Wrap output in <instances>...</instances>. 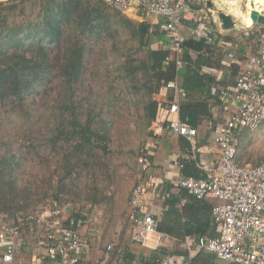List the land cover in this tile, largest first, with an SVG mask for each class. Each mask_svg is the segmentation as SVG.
<instances>
[{
	"label": "rangeland",
	"instance_id": "rangeland-1",
	"mask_svg": "<svg viewBox=\"0 0 264 264\" xmlns=\"http://www.w3.org/2000/svg\"><path fill=\"white\" fill-rule=\"evenodd\" d=\"M47 2L0 0V59L17 48L44 60L43 48L51 61L47 81L41 85L38 79L34 84L37 93L25 94L21 103L16 97L0 103V161L9 162L7 175L28 196L27 202L21 197L17 214H0L23 231L38 228L40 234L42 213L74 208L86 214L100 211L107 230L116 226L123 234L129 226L126 210L138 181L139 156L153 128V96L143 85V73L132 80L127 77V66L132 60L142 61L146 51L130 29L120 25L116 14L109 26L95 24L93 33L66 26L58 48L43 31L38 33ZM241 3L246 9L247 0ZM13 30H20V47L13 40ZM31 31L35 38L27 37ZM77 49L84 54L85 76L73 85L55 68L66 59H75ZM71 103L77 109L75 116ZM74 117L104 134L106 140L82 147L69 124ZM63 120L66 123L61 126ZM247 130L240 136L239 159L256 165L264 161V123Z\"/></svg>",
	"mask_w": 264,
	"mask_h": 264
},
{
	"label": "crops",
	"instance_id": "crops-1",
	"mask_svg": "<svg viewBox=\"0 0 264 264\" xmlns=\"http://www.w3.org/2000/svg\"><path fill=\"white\" fill-rule=\"evenodd\" d=\"M223 1L185 0V8L181 14L182 35L187 40L200 41L193 38L192 32L207 23L217 29L218 42L214 45L205 43L207 48L199 51L186 49L189 61L184 63L183 67H177L179 72L173 80L185 88L186 96L176 97L175 91L161 89L152 97V102L156 104L155 118L152 117V112L150 116L153 127L156 123H168L175 118L167 108L169 102L175 101L180 109L178 118L182 119L183 114L190 113L191 120L198 129L197 152H193L185 138L169 131L160 136H154L152 131L143 144L141 154H146L147 171L142 174L141 166L138 170V178L143 175L147 184L143 210L152 211L161 230L166 233L167 240L164 246L158 250H151L133 244L129 226L123 234L120 233L123 229L118 230L116 226L114 230H107L108 224L103 212L100 211L93 214L80 212L78 208L68 212L53 211L55 218L65 226L67 221L76 220V229L88 240L83 252L86 264H98L104 255L105 246L110 243L115 247L111 264H122L117 256L120 250L127 253L123 264H190V259L201 252L196 248V240L201 236L219 235V227L211 217V208L218 200L210 197L199 200L181 188L177 182L183 177H200L202 175L198 168L200 163L212 166L218 161L219 155L214 148V138L224 129L230 114L239 106L237 100L228 96L225 105L228 109H226L220 100V95L224 91L229 95L235 92L236 80L242 67L240 64L247 55L257 51L255 36L252 37L249 27L241 25L229 8L230 4ZM137 3H132V10L124 15L134 23H146L150 26L148 36H150L151 48L170 49V37L165 30L164 20L143 12ZM221 12L230 14L238 25L236 24L232 29H224L219 17ZM229 51H233L239 58V65L229 64L227 59ZM245 130L240 132L239 140ZM240 143L241 140L239 147ZM239 162L244 163L240 159ZM178 163H183L184 167L181 169ZM131 191L127 203V218ZM37 230L38 228H28L23 231L21 254L23 251L25 255L20 254L23 264L40 263L37 259L43 251L37 246L36 241L39 236ZM206 253L215 256L210 252ZM215 263L226 264L217 258Z\"/></svg>",
	"mask_w": 264,
	"mask_h": 264
},
{
	"label": "built area",
	"instance_id": "built-area-1",
	"mask_svg": "<svg viewBox=\"0 0 264 264\" xmlns=\"http://www.w3.org/2000/svg\"><path fill=\"white\" fill-rule=\"evenodd\" d=\"M104 1L125 15L132 10V3L138 2L143 12L163 19L171 42L168 60L175 61L178 68L184 66L183 43L187 38L181 33V14L185 0ZM249 30L252 37L255 36L257 51L247 55L242 64L233 51L227 52L229 64H240L242 67L236 80L235 92L232 95L227 91L222 92L220 100L225 106L228 96H232L239 102V106L230 114L224 129L214 138L218 161L212 166L200 163V177H183L177 182L199 200L209 197L218 200L211 208V217L219 227V235L201 236L195 244L198 250L210 252L226 264H264V161L253 165L241 163L238 159L240 132L257 129L264 123V26L253 24ZM192 36L210 45L218 42L217 29L207 23L194 29ZM161 89L175 91L176 97L186 96L185 88L176 81L168 82ZM167 108L175 118L168 123H156L152 129L153 135L160 136L169 131L185 138L193 152H197V127L178 118L180 109L177 102H169ZM225 108L228 109L227 106ZM138 161L143 174L147 171L146 154L142 153ZM178 166L182 169L184 164L178 163ZM145 191L147 184L142 175L131 191L128 211L130 239L133 244L158 250L164 246L167 235L159 231V222L153 212L143 210ZM40 220L44 221V225L40 227L36 241L43 251L37 259L39 264H86L83 252L88 240L76 229V220L67 221L65 226L55 218L54 212L42 213ZM22 241L21 226L11 223L7 216L0 214V264H23L20 258ZM114 253V245L107 244L98 264H111ZM117 256L123 264L127 253L120 250Z\"/></svg>",
	"mask_w": 264,
	"mask_h": 264
},
{
	"label": "trees",
	"instance_id": "trees-1",
	"mask_svg": "<svg viewBox=\"0 0 264 264\" xmlns=\"http://www.w3.org/2000/svg\"><path fill=\"white\" fill-rule=\"evenodd\" d=\"M115 14L120 17V25L130 29L133 38L137 39L140 47L146 51L142 61L135 63L132 60V63L127 66V77L136 80L138 73L142 72L146 80L143 85L148 90V94L153 96L165 84L173 81L179 71L176 62L168 60L170 57L169 49L151 48L150 36H148L150 26L148 24L134 23L124 14L114 10L104 0H48L43 9L41 23L38 24L40 26L38 33L43 31L45 33L44 37L49 40L50 44H56L60 48L66 26L76 25L79 29H82V33H93L96 25H98L97 23L109 26L116 18ZM18 32L12 31L14 34L13 40L20 47L23 42L22 38H18ZM27 37L35 38V35L31 31ZM183 47V50L190 48L197 51L207 48L204 40L197 41L193 39L184 41ZM40 50L46 59L42 60L36 56H30L27 51L17 50V48L13 53L8 54L6 59H0V103L11 97H16L21 103L25 100V94L38 92L34 85L38 79H40V82L42 81L41 85L47 81L45 73L48 72L51 61L46 56L43 48H40ZM74 53L76 54L75 59H66L59 68H55L65 81L67 80L68 83L73 85L84 74L82 64L84 54L81 49H77ZM183 61L184 63L189 61L187 50L183 55ZM134 89H137V87H134ZM72 104H69L71 109H73ZM151 111L152 117L155 118V102H152ZM75 112H77L76 108L73 109V114ZM183 115L181 117L183 121H187L191 126L196 127V124L191 120L192 115L190 113L187 112ZM65 123L66 121L63 120L61 126H64ZM69 124L75 130L73 135L80 137L82 140L81 146L84 148H89L98 140H106L104 134L98 130L89 125H81L77 117H74ZM8 168L10 169V165L6 159L4 162L0 161V213L10 212L15 215L20 210L17 206L21 201V197L27 202L28 196L23 189L18 187L16 180L7 175ZM10 172H13V170H10ZM158 227L159 231L165 233L159 225ZM215 261V256L201 251L190 259V264H216Z\"/></svg>",
	"mask_w": 264,
	"mask_h": 264
},
{
	"label": "bare ground",
	"instance_id": "bare-ground-1",
	"mask_svg": "<svg viewBox=\"0 0 264 264\" xmlns=\"http://www.w3.org/2000/svg\"><path fill=\"white\" fill-rule=\"evenodd\" d=\"M242 1L243 0H224L223 2L230 4L229 8L231 9L235 17L239 19V23L241 25L250 27L254 24L253 19L251 18L252 8L264 13V0H247L246 9L242 7Z\"/></svg>",
	"mask_w": 264,
	"mask_h": 264
},
{
	"label": "water",
	"instance_id": "water-1",
	"mask_svg": "<svg viewBox=\"0 0 264 264\" xmlns=\"http://www.w3.org/2000/svg\"><path fill=\"white\" fill-rule=\"evenodd\" d=\"M220 20L222 22V26L224 29H232L236 26L238 22H236L230 14L221 12L220 13ZM251 18L253 19L254 24L263 25L264 26V14L257 11H251Z\"/></svg>",
	"mask_w": 264,
	"mask_h": 264
}]
</instances>
